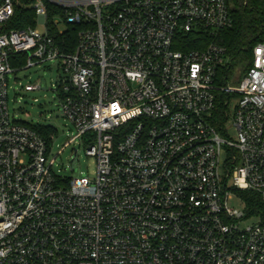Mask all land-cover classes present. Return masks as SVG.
Returning <instances> with one entry per match:
<instances>
[{"label":"built area","instance_id":"2783aa9c","mask_svg":"<svg viewBox=\"0 0 264 264\" xmlns=\"http://www.w3.org/2000/svg\"><path fill=\"white\" fill-rule=\"evenodd\" d=\"M230 13V0H0V264H264V221L242 227L248 212L228 205L264 201V40L237 87L220 82L224 47L177 48ZM52 62L77 132L66 145H86L92 179L54 173L55 131L9 113V74Z\"/></svg>","mask_w":264,"mask_h":264},{"label":"rangeland","instance_id":"374dc122","mask_svg":"<svg viewBox=\"0 0 264 264\" xmlns=\"http://www.w3.org/2000/svg\"><path fill=\"white\" fill-rule=\"evenodd\" d=\"M249 58H251L250 55ZM225 61L226 64L232 62L228 55H226ZM246 66L247 61H243L240 65L233 62L225 83L220 81L222 86L237 87L239 80L236 77L241 78L245 68H247ZM61 76L62 71L54 62L9 74L8 110L14 120L30 125L47 126L55 131L48 158L49 161L54 159V173L65 178L87 177L92 179L95 173V161L86 156V145L79 139L66 145L71 138L75 137L77 132L61 114V100L55 92V85ZM28 84L38 85L40 90L24 91L23 87ZM229 101L228 120L223 123V126L225 133L233 140L235 131L232 127V116L237 97L230 95ZM225 133L219 132L223 139H227ZM74 150L77 151L76 156L73 153ZM57 154L58 156H56ZM227 185L230 186V180L227 181ZM228 205L246 213L245 207L242 206L236 194H233ZM260 220L256 215H248L240 222V225L242 227L254 225Z\"/></svg>","mask_w":264,"mask_h":264},{"label":"trees","instance_id":"16d2710c","mask_svg":"<svg viewBox=\"0 0 264 264\" xmlns=\"http://www.w3.org/2000/svg\"><path fill=\"white\" fill-rule=\"evenodd\" d=\"M232 25L229 28L218 32L200 31L183 37L177 47L179 50L202 49L208 44L214 43L222 46L226 50V55L230 56L231 64H226L221 69L222 83L228 76L233 62L240 65L247 61V71L250 67L251 52L254 46L264 40V0H230ZM71 38L73 35L68 34ZM73 44V40H72ZM71 48V46H70ZM249 61V62H248ZM244 70L243 74L246 72ZM226 99L220 95V112L226 110ZM26 125L32 127L44 136L50 135L53 130L43 125ZM240 197L244 203L245 210L249 215H256L264 221V201L258 194L242 192Z\"/></svg>","mask_w":264,"mask_h":264}]
</instances>
